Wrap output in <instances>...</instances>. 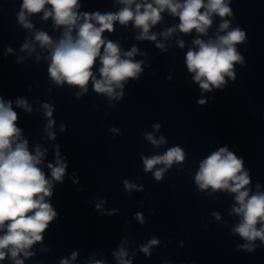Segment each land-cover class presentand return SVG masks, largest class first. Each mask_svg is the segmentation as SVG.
<instances>
[{
    "label": "clouds",
    "instance_id": "9594fccd",
    "mask_svg": "<svg viewBox=\"0 0 264 264\" xmlns=\"http://www.w3.org/2000/svg\"><path fill=\"white\" fill-rule=\"evenodd\" d=\"M118 2L124 7L117 13L101 14L99 11L80 12V0H23L17 19L25 29L33 28L29 16L41 12L44 20L51 17L55 26L64 28L62 38L55 43L46 32L39 31L35 34V41L42 48L50 49L51 63L48 74L55 84L76 86L82 93H86L91 81L96 93L107 94L112 98L116 96L115 90L123 89L129 78H139L143 71V62H135L132 59L137 54V48L133 47L130 51L122 53L118 43L103 36L106 31H114V22L118 21L125 26L132 22L135 28L141 30L136 39L156 41L157 37L150 34V29L161 21V14L165 11L179 18L178 25L162 33L165 39L177 30L184 34L195 30L206 35L213 23V15L223 20L220 31H225L229 28V21L223 18L233 14L228 0ZM244 41L245 32L239 27L227 31L223 36H217L216 40L209 39L205 42L197 38L193 41L198 50L189 49L185 55V63L188 72L194 73L193 80L199 84L200 89L211 91L213 87L221 88L226 83L225 76L235 80L233 66L235 63H243V57L237 51L236 45ZM179 46L184 47L183 40L179 41ZM156 47L164 49L162 43H157ZM21 50L31 53L34 49L26 42ZM8 52L11 53L12 49L9 48ZM97 58L102 65L99 68L100 79H96L92 71ZM81 92L76 94L77 98ZM119 95L122 97L123 93ZM205 103L203 99L198 100L200 105ZM16 105L26 112L32 111L24 99H17ZM43 107L46 110L45 115L49 117L47 129H51L55 123L51 119L54 109L48 103ZM17 120L18 115L12 108V102L0 98V231H3V235H0V261L10 257L14 264H24V260L19 258L21 254L25 258L33 255L28 249L37 242H42L45 230L51 222L58 219L57 211L50 199L46 198L53 195V181L63 183L68 164L61 157L59 146H56L55 165H47L51 170V179L46 178L45 172L39 167L43 162L44 152L39 146L36 147L35 154L28 150V141L22 137ZM155 127L159 129L160 125ZM65 130L62 124L61 131ZM48 136L49 139H55V133L51 131ZM147 139L157 146L165 142L163 137L157 141L151 134H147ZM184 159L185 152L179 146L170 148L163 155L142 157L146 173L151 172L156 165L165 166L153 173L157 181L163 179L164 172L174 162L181 163ZM195 181L201 190L211 187L214 191L227 190L235 193L239 207H233L232 211L241 216L242 220L233 231L248 242L259 239L264 243V193L249 196L250 190L246 186L249 185L250 178L244 170L243 158H238L226 146L221 147L200 163ZM123 183L126 190L136 189V185L127 180ZM213 215L217 220L220 219L218 213ZM136 218L141 224L145 222L140 213L136 214ZM158 243L157 239H151L146 246H142L141 251L150 255L149 249ZM239 247L251 252L254 245L246 243ZM126 255L123 249L117 254L120 264H130L123 259ZM75 258L76 253H73L72 259ZM60 264L69 262L62 260Z\"/></svg>",
    "mask_w": 264,
    "mask_h": 264
},
{
    "label": "water",
    "instance_id": "95a60500",
    "mask_svg": "<svg viewBox=\"0 0 264 264\" xmlns=\"http://www.w3.org/2000/svg\"><path fill=\"white\" fill-rule=\"evenodd\" d=\"M22 2L23 0H0V52L22 27L17 19Z\"/></svg>",
    "mask_w": 264,
    "mask_h": 264
}]
</instances>
